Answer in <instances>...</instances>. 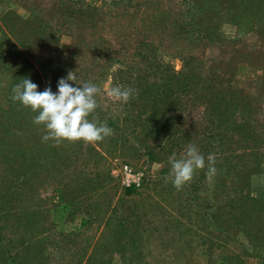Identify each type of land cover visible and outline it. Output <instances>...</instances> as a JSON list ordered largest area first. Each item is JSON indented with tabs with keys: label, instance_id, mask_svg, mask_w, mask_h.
Instances as JSON below:
<instances>
[{
	"label": "trees",
	"instance_id": "trees-1",
	"mask_svg": "<svg viewBox=\"0 0 264 264\" xmlns=\"http://www.w3.org/2000/svg\"><path fill=\"white\" fill-rule=\"evenodd\" d=\"M58 1L60 5L65 3V17L76 19L77 27L87 37L83 32L73 34L76 41L64 62L31 56V62L25 63L38 68V72L32 70V82L38 85L39 91L50 86L57 92L58 80L74 71L78 80L97 84L102 89L96 97L99 106L89 119L106 123L113 129V135L94 143L80 140L66 141L59 146H39L38 160L44 161L52 154L57 156L56 149L65 152V159L84 151V159L95 155L100 158L107 147L113 146L128 150L130 155L141 151L151 163L162 161V168L156 170L158 177L146 186L142 182L137 188H122L112 205L109 198L106 200L110 208L104 224L113 228V237L128 232V239L123 243L136 239L143 221L147 222L149 214L156 215L157 200L163 203L169 197L177 201L180 218H187L189 225L201 222L199 228L205 227L210 237H214L203 243L224 247V240L233 239L239 231L248 236L249 243L259 245L250 229L254 224H248L247 218L254 214L264 217V195L252 194L250 186V176L259 172L264 155V115H258V109L263 107H255L256 98L230 85L237 62L225 68L219 58L207 55L209 48H216L226 40L220 29L225 21L216 3L212 6V0H177V9L172 10L160 6L163 0H145L146 4L152 1L151 10L139 11V2L133 5L132 0H80L77 10L75 0ZM237 3L228 20L235 29L229 41L235 42L241 34L253 33L255 28H260L261 21L264 23V0H238ZM246 5L259 13V20L253 13H245ZM49 22L42 25L41 31L51 27ZM72 25L70 21L69 31L74 29ZM13 51L16 56L24 54L21 44L14 43ZM170 59L179 62L177 69ZM7 60L4 57L2 61L4 71L10 69ZM248 60L253 57L248 56ZM25 70L12 71L9 79L26 77ZM107 76H110L108 88L119 85L135 90L128 102L107 96L103 89ZM69 83L76 86L72 81ZM9 114V120L0 121V138L4 141L0 148V163L4 164L0 175V264L19 263L21 256L15 250L14 233L19 231L21 219L33 222L38 214L17 200L18 190L32 191L33 184L28 177L34 172L33 166L40 165L35 160L37 157L32 156L33 146L28 150L18 145L20 136L30 135L29 128L38 113L16 101ZM189 144L198 147L206 166L177 190L168 179L169 158L173 154L180 158ZM209 154L216 158L217 173L212 181L206 177ZM20 177L25 178L22 184ZM83 179L76 191L91 194L93 182L89 177ZM146 188L151 191L150 195L143 194ZM122 204L125 207L117 209ZM105 212L101 213V219ZM175 222L167 224L180 229L182 223L177 226ZM85 252L84 249L80 260L84 256L87 262L92 255Z\"/></svg>",
	"mask_w": 264,
	"mask_h": 264
},
{
	"label": "rangeland",
	"instance_id": "rangeland-1",
	"mask_svg": "<svg viewBox=\"0 0 264 264\" xmlns=\"http://www.w3.org/2000/svg\"><path fill=\"white\" fill-rule=\"evenodd\" d=\"M75 1L74 7L77 10L80 0ZM136 1L139 2V11L151 10L152 1L146 4L145 0H132L131 4L135 5ZM237 1L212 0V6L216 3L217 8L222 11L225 22L221 24L220 29L226 40L216 48H209L207 55L219 58L225 68L231 66V62H237L231 74L230 85L256 98L255 107H263V110L258 109V115L261 117L264 115V23L261 21L260 28H255L253 33L248 31L241 34L239 41H229L234 37L235 29L228 20L236 9ZM160 6L176 10L178 2L163 0ZM5 13L7 16L3 18ZM245 13H253L258 20L260 18L259 13L252 11L247 5ZM65 16V3L60 5L58 0H0V121L9 118V112L16 102L12 99L14 86L24 78L32 80L33 69L38 72V68L32 63H25L31 62V56L64 62L67 53L75 44L74 35L83 32L87 37L86 32H81L82 29L77 27L76 19H68ZM172 18L176 20L175 17ZM48 20L51 27L41 31L42 25ZM70 21H73L74 28L71 31L67 29ZM14 43L23 46L22 56H16L13 51ZM248 56H252L253 60L249 61ZM4 57H7L10 67L6 71L2 67ZM170 61L175 69L179 67L176 59ZM25 68L26 77L9 79L12 71ZM111 71L112 66L109 72ZM106 79L103 84L105 91L110 76ZM29 131V136L19 137L18 145L20 148L25 146L28 150L33 146L32 156L37 157L35 160L39 161L40 165L33 166L34 172L28 177L30 184H33L32 191L23 190L25 192L22 193L18 190L17 200L29 205L30 210L38 214L33 222L21 219L19 231H16V234L13 232L17 239L15 250L21 256L18 264H264V246L260 245L264 244V221L260 220L264 218L262 215L254 214L247 218L248 224H254L250 229L256 234L259 245L249 243L248 236L238 231L233 239L224 240V247L216 246V243L209 246L203 242H208L214 237H210L205 227L199 228L201 222L189 225L187 218H180L177 201L169 197H166L163 203L157 200L156 215L152 217L149 214L145 219L147 222L143 221L137 230L136 239L123 243L124 239H128V232L113 237V228L104 224L110 208L106 200L109 198L111 205L117 202L116 197L122 190L114 169L119 164L126 163L142 174V182L146 186L158 177L156 170L162 168L163 162L151 163L145 155L139 153L141 151L130 155L128 150L113 146L107 147L100 158L95 155L84 159V151L65 159V152L56 149L55 154L62 157L52 154L46 160L40 161L37 148L46 144L52 145L54 142H42L41 138L45 134L43 125L33 123ZM1 134L0 131V137ZM2 142L4 141L0 138V148L3 147ZM261 160L259 172L250 176L252 194L257 195H264V155ZM3 166L4 164L0 163V175ZM107 173L110 179L107 178ZM84 177H89L93 182L94 191H90L91 194L88 195L76 191L77 184L83 182ZM24 180L22 177L19 179L21 184ZM209 187L206 186V190ZM86 189L88 191V188ZM145 193L150 195L151 191L146 188L143 190V194ZM124 207V204L118 205L117 209ZM103 211H106L103 214L105 217L101 219ZM20 214L19 218H24ZM172 220L177 221V226L181 223L183 225L181 224L180 229L169 226L167 223L170 224ZM191 221L192 216L189 222ZM92 247L95 248L94 251ZM84 249L85 255H92L87 262L84 256L80 260Z\"/></svg>",
	"mask_w": 264,
	"mask_h": 264
},
{
	"label": "clouds",
	"instance_id": "clouds-1",
	"mask_svg": "<svg viewBox=\"0 0 264 264\" xmlns=\"http://www.w3.org/2000/svg\"><path fill=\"white\" fill-rule=\"evenodd\" d=\"M57 88V92H53L50 86L39 91L38 85L29 78L22 79L13 88L12 99L38 113L33 122L44 126L42 142L51 140L54 142L53 146H59L65 140L94 143L113 135V129L106 123L89 119L99 106L96 97L101 93L100 86L91 81L78 80L76 73L69 71L66 77L58 80ZM106 91L108 97L125 103L135 92L132 88L119 85L111 86ZM207 162L206 177L212 181L217 173L215 156L209 154ZM169 163L171 171L168 179L177 190L191 182L196 171L206 166L204 155L194 144H189L180 158L173 154Z\"/></svg>",
	"mask_w": 264,
	"mask_h": 264
},
{
	"label": "built area",
	"instance_id": "built-area-1",
	"mask_svg": "<svg viewBox=\"0 0 264 264\" xmlns=\"http://www.w3.org/2000/svg\"><path fill=\"white\" fill-rule=\"evenodd\" d=\"M114 171L118 176L121 188H127L130 186L137 188L141 186L143 181L142 174L139 171L130 168L126 163L119 164Z\"/></svg>",
	"mask_w": 264,
	"mask_h": 264
}]
</instances>
